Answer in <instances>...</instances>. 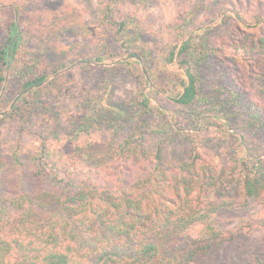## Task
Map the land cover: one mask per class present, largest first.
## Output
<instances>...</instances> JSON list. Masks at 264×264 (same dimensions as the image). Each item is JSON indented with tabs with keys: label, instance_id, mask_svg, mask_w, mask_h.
Segmentation results:
<instances>
[{
	"label": "rangeland",
	"instance_id": "374dc122",
	"mask_svg": "<svg viewBox=\"0 0 264 264\" xmlns=\"http://www.w3.org/2000/svg\"><path fill=\"white\" fill-rule=\"evenodd\" d=\"M98 1L0 0V4L19 7V28L27 39L28 51L34 54L30 61L33 67L45 70L57 58L73 63L45 80L23 121L16 117L0 121V202L1 196L8 202V198L18 194L20 184L29 195L58 191L59 186L46 180L37 166L39 133L45 127L60 128V136L52 134L49 143L53 148L52 158L63 174L109 192L118 181L125 189H132L150 170L149 161L143 157H116L115 151L129 127H123L116 118L108 117L110 125H107L109 120L95 121V110L100 106L108 116L112 105L131 112L133 96L143 87L139 69L95 66L86 61L99 47L124 54L118 45L106 41L94 23L92 9ZM146 2L124 0L117 6L116 15L137 24L140 39L133 48L142 49L151 63L177 39V32L186 28L207 25V42L213 48L199 68V100L186 107L166 95H156L152 102L160 104L165 114L152 110L144 117L148 124L146 142L153 145L158 139L152 133L155 130H163L160 134L163 137L169 135L162 146L168 180L180 174L190 140L198 143L216 170L227 166L243 151L264 160V24L250 28L234 17L223 16L224 11L231 14L235 7L252 17L264 10V0ZM3 17L0 11V41ZM17 76L12 77L13 91L18 89ZM222 106L228 119L215 118L213 112L199 118L200 109L208 112ZM253 112L258 115L254 123L249 118ZM72 120H77L83 129L75 137L65 135ZM257 194L249 198H209L214 210L208 223L221 230L238 231L233 240L196 256L192 264H264V226L258 224L264 190ZM17 208L10 209L9 221L2 227L14 224L13 217L20 212ZM202 225L195 223L188 233L196 235Z\"/></svg>",
	"mask_w": 264,
	"mask_h": 264
},
{
	"label": "trees",
	"instance_id": "16d2710c",
	"mask_svg": "<svg viewBox=\"0 0 264 264\" xmlns=\"http://www.w3.org/2000/svg\"><path fill=\"white\" fill-rule=\"evenodd\" d=\"M123 1L99 0L92 15L106 41L118 45L124 54L99 47L86 61L95 66L139 69L143 87L133 96L130 104L133 112L112 105L108 116L100 106L95 110V121L116 118L123 127H129L115 151L116 157H143L149 161L150 170L132 189H125L118 181L109 192L63 174L52 158L53 148L49 143L52 134L60 136V128L45 127L39 133L37 166L39 173L59 189L29 195L20 184L19 193L8 198V202L1 196L0 264H192L196 256L233 240L238 231L221 230L208 223L214 210L209 198H249L264 190L261 157L243 151L227 166L216 170L192 140L187 159L180 165V174L168 180L162 146L169 135L163 137L160 135L163 130H155L152 133L158 139L153 145L146 142L148 124L144 117L152 110L165 114L160 104L152 102L156 95H166L186 107L199 100V68L213 49L207 42L208 27L199 25L178 31L177 39L151 63L142 49L133 48L140 39L137 24L116 15L117 6ZM129 1L147 3V0ZM0 11L4 14L0 41V121L15 117L22 120L45 80L73 63L57 58L45 70H37L30 63L34 54L28 51L27 39L19 28V7L0 4ZM230 11L231 14L223 12L224 19L234 17L250 28L264 24V10L252 17L235 7ZM14 75H18L16 91L12 84ZM199 112V118L213 112L215 118L228 119L223 106L208 112L202 108ZM249 118L254 123L258 115L253 112ZM67 125V136L69 133L75 137L83 130L77 120ZM13 157L18 161L16 153ZM12 207H18L20 212L13 217L12 227H2L9 221ZM258 219L259 226H264V206ZM197 222L203 225L192 236L188 230Z\"/></svg>",
	"mask_w": 264,
	"mask_h": 264
},
{
	"label": "water",
	"instance_id": "95a60500",
	"mask_svg": "<svg viewBox=\"0 0 264 264\" xmlns=\"http://www.w3.org/2000/svg\"><path fill=\"white\" fill-rule=\"evenodd\" d=\"M4 88H5V86L3 87V90H4ZM12 105H13V103H12ZM12 105H11V106H12Z\"/></svg>",
	"mask_w": 264,
	"mask_h": 264
}]
</instances>
